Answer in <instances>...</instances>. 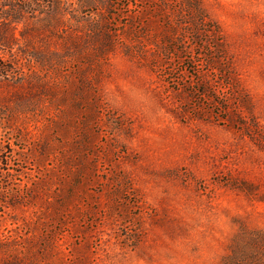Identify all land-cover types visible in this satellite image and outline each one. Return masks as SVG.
Masks as SVG:
<instances>
[{"label":"rangeland","instance_id":"obj_1","mask_svg":"<svg viewBox=\"0 0 264 264\" xmlns=\"http://www.w3.org/2000/svg\"><path fill=\"white\" fill-rule=\"evenodd\" d=\"M12 2L24 7L20 37L36 25L18 46L59 45L44 38L40 0ZM50 2L59 32L106 15L119 47L101 109L80 112L88 126L55 129L49 152L36 126L52 128L44 117L60 112L11 122L15 110H2L0 264H218L239 228H264V0ZM199 29L192 60L165 58L161 36L190 45ZM143 55L163 57L180 87Z\"/></svg>","mask_w":264,"mask_h":264},{"label":"trees","instance_id":"obj_2","mask_svg":"<svg viewBox=\"0 0 264 264\" xmlns=\"http://www.w3.org/2000/svg\"><path fill=\"white\" fill-rule=\"evenodd\" d=\"M40 1L43 7L37 8L38 12H45L47 15L42 21L46 32L44 38L49 40L56 38L59 45L55 48L28 49L18 46L21 37L28 35L36 25L34 23L30 27L25 25L23 29L18 30L20 37L17 34V26L23 19V4L12 2V0H0V87H5L6 90L10 88L8 94L14 98L13 104L4 102L1 100L4 92H0V127L6 126V122L2 120L7 118L1 114L3 109L15 110L16 113L12 119H7L11 122L18 119L23 110L25 112H60V114H49L48 117H44L47 125L52 127L50 129L46 127L43 130L44 123L38 120L41 123L36 126L39 132L37 141L43 154L45 151L49 152L53 146L52 133L55 129H61L69 134L77 121L82 127L88 126L93 118L88 114L86 116L82 114L99 112L101 109L99 82L107 74L108 61L119 47V38L116 30L107 26L111 20L106 15L102 19L100 16L95 18L89 15L87 21L90 26L81 33L59 32L57 28L62 20L54 13L50 15L49 9L52 7L50 0L49 2ZM25 8L37 11L32 8L30 2L26 3ZM52 8L55 10V7ZM56 8L59 11L62 9L59 4ZM101 20L104 24H101ZM202 34L200 29L196 30L195 36L189 41L190 45L183 36L175 33L161 36L163 55L169 59L176 56L183 62L192 60L189 54ZM133 45L134 42L129 41L124 49L125 54L131 57L134 56L131 50ZM220 48L221 46L217 49ZM157 57L151 59L143 55L139 56V59L146 60L152 69L160 71L164 79L180 87L179 78L173 77L171 68L164 64L163 57ZM23 100L27 101L24 107ZM80 112L83 113L80 114ZM38 116L41 115L37 113ZM14 128L19 130L21 125ZM80 181L81 179L75 178L77 184H80ZM218 264H264V228L245 226L239 228Z\"/></svg>","mask_w":264,"mask_h":264}]
</instances>
